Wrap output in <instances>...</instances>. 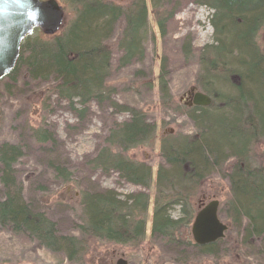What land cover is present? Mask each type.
Here are the masks:
<instances>
[{"label": "trees", "instance_id": "1", "mask_svg": "<svg viewBox=\"0 0 264 264\" xmlns=\"http://www.w3.org/2000/svg\"><path fill=\"white\" fill-rule=\"evenodd\" d=\"M62 1L65 18L61 28L54 35L34 30L26 37L14 69L1 79L0 88L11 91L20 77L26 75L24 78L48 86L47 91L65 101L78 118L91 102L101 105L111 101L112 107L127 111L126 120L113 122L109 127L104 144L95 151L89 164L103 174L115 172L121 180L148 189L149 166L126 154L153 142L155 124L141 110L112 101L113 89L109 86L112 53L106 43L117 23L122 22L116 41L121 51L117 66L142 61L147 25L145 1L129 0L125 4L111 0ZM198 3L214 10L210 21L215 28V41L198 54L205 77L200 86L211 103L206 107L182 104L180 107L195 131L180 137L170 134L160 137L150 236L169 249L192 248L198 254L213 253L224 238L199 246L186 239V235L194 216L192 199L207 177L221 174L228 181L229 197L223 203L224 210L219 212H228L226 219L240 230L237 237L244 248L258 245V252L264 254V156H259L262 163L254 164L250 154L251 141L264 137V53L257 43V33L264 27V0ZM151 7L159 33L164 37L166 25L174 17V2L151 0ZM190 51L187 40L183 53L188 57ZM165 76L163 68L158 90L161 101L168 104L171 95ZM230 76L239 81L230 85L227 83ZM224 82L227 85H222ZM218 86L230 88L231 94L221 93ZM33 136L39 144H56L49 129L37 128ZM21 156L20 144L0 143V227L25 235L52 252H62L76 263L81 261L89 238L135 247L142 242L149 203L145 191L124 196L114 190L83 191L79 235H62L52 220L43 212L33 211L23 200L22 184L16 178L14 166ZM229 159L232 162L228 164ZM53 169L65 181L69 180L70 174L62 165L53 163ZM174 207L179 208L177 217L171 215Z\"/></svg>", "mask_w": 264, "mask_h": 264}, {"label": "rangeland", "instance_id": "2", "mask_svg": "<svg viewBox=\"0 0 264 264\" xmlns=\"http://www.w3.org/2000/svg\"><path fill=\"white\" fill-rule=\"evenodd\" d=\"M57 1L64 5L62 0ZM111 1L125 4L129 0ZM144 1L147 25L142 42V61L135 60L126 67L117 66L121 51L116 47V41L122 22L117 23L112 38L106 43L112 53L109 78V86L113 89L112 101L141 110L146 119L155 124L153 142L131 149L126 154L128 158L149 166L151 183L148 189L121 180L115 172L103 174L89 164V159L104 144L109 127L113 122L126 120L129 116L127 111L112 107L111 101L101 105L91 102L84 115L78 118L65 101L58 100L47 91L48 86L24 78L26 75L20 77L11 91L0 88V143L22 146V156L14 166L16 178L22 184L23 200L29 203L30 208L43 212L52 220L59 234L78 236L83 191L114 190L124 196L142 190L149 196L142 242L135 247L89 238L81 261L76 263L69 261L62 252H52L25 235L0 227V264H116L118 261L125 264H264V254L258 252V245L244 248L238 241L240 230L226 219L228 212H219L224 210L223 203L229 197L228 181L221 174L207 177L192 199L194 214L201 201L207 203L216 199L219 202V219L228 228L223 242L213 248V253L198 254L192 248L169 249L150 236L155 179L160 162L159 140L162 134L180 137L195 131L194 124L180 106L186 105L185 95H190L187 92L191 88L206 94L200 86L204 84L205 77L198 54L199 50L215 41L216 35L210 21L214 10L209 5L198 3L202 0H173L174 17L168 21L164 37H161L154 20L151 0ZM67 13L69 16V11ZM187 40L191 44L188 57L183 53ZM257 43L264 53V27L257 33ZM163 68L171 95L168 104L161 101L158 90ZM227 81L232 85L239 80L230 76ZM225 82L222 85H227ZM219 88L221 93L231 94L230 88ZM37 128L52 131L56 144H39L33 136ZM255 140L257 142L251 141L250 145L252 161L254 164L262 163L259 156H264V137ZM231 162L229 159L227 163ZM53 163L62 165L69 172L68 181L57 175ZM178 209L174 207L171 210L173 217L179 215ZM190 226L186 239L192 240Z\"/></svg>", "mask_w": 264, "mask_h": 264}, {"label": "water", "instance_id": "3", "mask_svg": "<svg viewBox=\"0 0 264 264\" xmlns=\"http://www.w3.org/2000/svg\"><path fill=\"white\" fill-rule=\"evenodd\" d=\"M63 20V7L56 0H0V80L14 69L21 44L34 29L53 35ZM187 93L192 95L193 105L210 104V98L204 93L193 88ZM218 204L216 199L199 203L190 227L196 245L203 246L224 237L227 225L218 217Z\"/></svg>", "mask_w": 264, "mask_h": 264}, {"label": "flooded vegetation", "instance_id": "4", "mask_svg": "<svg viewBox=\"0 0 264 264\" xmlns=\"http://www.w3.org/2000/svg\"><path fill=\"white\" fill-rule=\"evenodd\" d=\"M185 97L187 98V101L185 102L186 106L190 107V105L192 106V102H191V99H192V96L191 95H185Z\"/></svg>", "mask_w": 264, "mask_h": 264}]
</instances>
